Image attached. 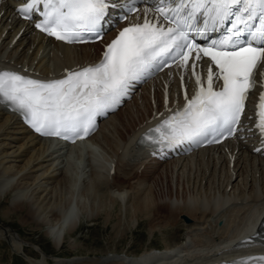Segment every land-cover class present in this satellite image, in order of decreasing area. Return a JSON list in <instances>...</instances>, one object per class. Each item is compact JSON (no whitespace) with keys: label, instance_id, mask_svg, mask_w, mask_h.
<instances>
[{"label":"bare ground","instance_id":"1","mask_svg":"<svg viewBox=\"0 0 264 264\" xmlns=\"http://www.w3.org/2000/svg\"><path fill=\"white\" fill-rule=\"evenodd\" d=\"M11 1L0 0V64L27 65L51 74L99 56L100 42L70 45L33 31L13 13ZM169 81V104H173L181 97L177 79L172 76ZM162 84L159 77L141 88L132 101L103 122L88 146L75 149L42 139L16 113L0 105V204L6 203L1 209L0 236L10 238L11 251L23 253L30 264H49V258L53 264L86 260L94 264H208L240 249H264L254 244L239 246L257 233L264 218V156L251 152L250 139H232L162 163L149 158L139 146L138 132L151 115L165 108ZM113 163L111 174L108 164ZM119 172L129 181H119ZM101 186L120 201L118 213L112 203L101 208ZM163 206L167 215L160 216ZM183 213L190 221L182 218L188 224L174 244L166 236L163 248L151 245L136 254L122 250L94 257H59L38 246L41 256L34 258L25 251L27 242L24 245L6 222V217L17 214L23 225L43 227L58 248L65 240L76 245L73 233L84 218L90 221L102 214L108 224L111 217L120 216L114 225L121 226L126 218L130 228L147 218L151 238L156 231L172 236L178 225L173 220L179 221Z\"/></svg>","mask_w":264,"mask_h":264},{"label":"snow or ice","instance_id":"2","mask_svg":"<svg viewBox=\"0 0 264 264\" xmlns=\"http://www.w3.org/2000/svg\"><path fill=\"white\" fill-rule=\"evenodd\" d=\"M159 4L153 20L145 15L142 23L120 30L99 62L67 71L63 78L37 79L0 68V104L19 113L37 133L75 142L94 132L97 117L117 109L137 84L172 62L191 71L197 90L191 97L185 90L183 106L149 129L141 142L164 154L185 144L218 143L225 134L234 135L249 92L257 87V75L264 83V0ZM117 7L125 6L119 0H26L17 11L28 20L35 14L40 18L33 21L35 28L71 44L102 40L110 10ZM212 32L220 34L209 38ZM193 33L205 43H198ZM204 58L210 62L206 79L197 71ZM214 81L219 83L214 86ZM257 128L264 134V92L259 96ZM250 260L264 264V256L231 264Z\"/></svg>","mask_w":264,"mask_h":264},{"label":"rangeland","instance_id":"3","mask_svg":"<svg viewBox=\"0 0 264 264\" xmlns=\"http://www.w3.org/2000/svg\"><path fill=\"white\" fill-rule=\"evenodd\" d=\"M144 107L148 108L146 104L144 105ZM138 173L139 172H137L135 175L137 177L139 176L141 177L142 176L141 173L139 174ZM120 175L121 174L119 172L118 175L116 176L119 181L121 182L129 181L126 180L124 175L121 176ZM119 176L120 177L123 176L122 180L121 178H119ZM98 192L99 195L103 198L101 203V208L107 209L108 205L112 203L111 204L112 206L114 207L116 206L115 208H113L114 211L118 213L119 212L118 210L120 209V201L118 199H114L115 200L114 201L113 198L109 195V193L106 192L105 187L103 186L99 188ZM6 198H8V196H6ZM5 204H6L5 202L0 204V218H2L1 209L3 208V206H5ZM160 210L158 212L160 216L167 215L166 207L163 206L162 208H160ZM119 218L120 216L111 217L109 219L110 222L108 224H105L106 220L104 218V215L102 214H99L97 217H95L93 220L90 221L85 218L86 219L85 222H83L80 225L81 227L79 226L80 228L78 227V229L75 231L76 233L73 234L74 236L73 240H75L74 242L76 245L71 246V243L65 240L61 245V247L58 248L54 246L52 240L50 239L51 237L45 233V228L32 226L30 224L23 225L19 222L17 214L12 215L8 218L6 217L7 220L6 222L12 225L13 228L20 234L21 238L23 239L24 245L27 241H29V243L30 242L32 243L28 245L26 244L27 246L25 247V251L26 253H28V255H31L34 258L35 257L38 258V256L39 257L41 256L38 246L43 248V250L50 255L52 254L48 252L46 249H48L51 252H54L53 255L58 256L57 254H59L61 255V257L67 256L70 258L71 256L94 257L100 255L101 253H107L110 251L121 252L122 250H127L128 253L136 254L142 252L145 249H149L151 245L152 248H163L165 246V243L163 241L164 239H166V236H167V241L169 242L170 240L169 243L174 244V242H177L181 237L180 235L184 232V226L188 224L182 220V217L180 218L179 221L174 219L173 223H177L178 225L176 226L175 233L172 234V236L171 235L163 236L160 232L156 231L154 232V235L150 238L151 239L150 240L149 239L150 230L146 224L147 218H140L137 225L133 228H130L128 226V223H126L127 221L126 218L122 219V221L120 220L122 222L121 226L119 225L121 223L114 225V223H117L119 221L118 220ZM2 219H4V217ZM33 242L39 244L37 246H34ZM27 250L29 252H32L33 254H30ZM13 256H14V261L17 262V264H30L19 253L12 252L10 250L9 243L5 239L0 240V263L1 264H11V262L15 263L13 261ZM53 263L54 262L52 259L49 260V264H53ZM65 264H94V263H90L89 260H86L84 262L80 261L77 263H65Z\"/></svg>","mask_w":264,"mask_h":264}]
</instances>
